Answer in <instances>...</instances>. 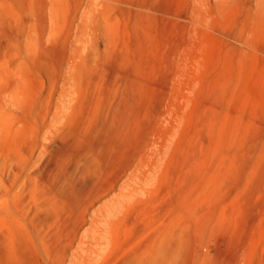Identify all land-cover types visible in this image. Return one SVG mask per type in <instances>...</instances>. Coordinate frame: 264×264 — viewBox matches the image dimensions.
Segmentation results:
<instances>
[{
  "label": "rangeland",
  "instance_id": "1",
  "mask_svg": "<svg viewBox=\"0 0 264 264\" xmlns=\"http://www.w3.org/2000/svg\"><path fill=\"white\" fill-rule=\"evenodd\" d=\"M9 85L25 106L36 99L54 162L66 128L76 148L74 120L135 97L125 137L145 129L156 169L117 213L124 245L105 264L164 227L185 235L189 264H264V0H0V91Z\"/></svg>",
  "mask_w": 264,
  "mask_h": 264
},
{
  "label": "bare ground",
  "instance_id": "2",
  "mask_svg": "<svg viewBox=\"0 0 264 264\" xmlns=\"http://www.w3.org/2000/svg\"><path fill=\"white\" fill-rule=\"evenodd\" d=\"M10 85L9 90L6 87L0 91V264H105L107 257L124 245H114L119 237L117 213L136 199L138 193L147 190L151 180L149 175L155 165L152 157H146L142 150L145 129L125 137L129 127L139 119V112L133 107L135 97L123 94L127 99L122 101L124 97H121L122 105L104 100L105 103L101 99V103L107 104V107L102 104L103 110L108 109L106 112L95 111L88 119L82 117L70 121V132L74 136L72 144L76 148L72 150L71 143L67 144L65 136H61L66 128L61 137L56 136L54 162L52 155L46 154L49 152L43 141L46 121L43 122L38 114L36 99H30L25 106L27 98L17 91V87ZM84 104L87 105V101ZM11 106H16L18 113H13ZM62 108L58 112L65 110ZM157 112L154 105L147 111V116H155ZM60 114H54L57 124L60 119L65 120L57 119ZM121 177L123 180L118 187ZM116 185L117 194H112L111 198L108 195L107 202L93 209L95 211H89L109 190L116 189ZM171 233L164 227L143 244L136 246L131 242L135 247L114 258L111 264H189L186 257L188 240L180 232L178 236Z\"/></svg>",
  "mask_w": 264,
  "mask_h": 264
}]
</instances>
